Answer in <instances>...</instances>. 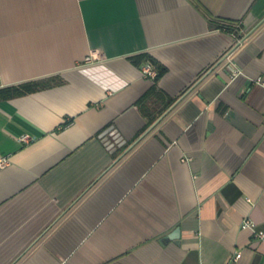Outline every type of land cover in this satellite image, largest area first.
Instances as JSON below:
<instances>
[{
	"label": "crops",
	"instance_id": "0c3cea01",
	"mask_svg": "<svg viewBox=\"0 0 264 264\" xmlns=\"http://www.w3.org/2000/svg\"><path fill=\"white\" fill-rule=\"evenodd\" d=\"M259 77L264 0H0V264H264Z\"/></svg>",
	"mask_w": 264,
	"mask_h": 264
},
{
	"label": "trees",
	"instance_id": "16d2710c",
	"mask_svg": "<svg viewBox=\"0 0 264 264\" xmlns=\"http://www.w3.org/2000/svg\"><path fill=\"white\" fill-rule=\"evenodd\" d=\"M219 26L225 27V25H222V24H219ZM227 29L231 32H234L236 28L231 25H227ZM147 59H150L153 62L158 64L156 59L147 53H143V54L133 57V61L139 65L144 63ZM158 68H159V72L156 77V80L159 79L161 75L166 71V67L161 64L158 65ZM45 86H47V84L43 80L30 81V82L22 83V84L15 85V86H9V87H6L0 90V97L10 98L16 95H21L27 92H32V91L41 89Z\"/></svg>",
	"mask_w": 264,
	"mask_h": 264
},
{
	"label": "built area",
	"instance_id": "2783aa9c",
	"mask_svg": "<svg viewBox=\"0 0 264 264\" xmlns=\"http://www.w3.org/2000/svg\"><path fill=\"white\" fill-rule=\"evenodd\" d=\"M94 58H99V56H97V55H89L86 58V61H92V59H94ZM143 71H144V74L146 76H148V77L156 78L157 75H158L157 69L155 68V66L151 62H147V63L144 64ZM255 82L257 84L261 85L262 87H264V78L263 77L257 78L255 80ZM31 139H32V137L29 134H25V135H23L21 137V140L24 141V142H29ZM7 163H8V159L7 158L0 157V165L1 166H5ZM244 227L245 228H251L258 237L264 239V231L258 230L257 227H256V223L252 222L251 220H247L244 223ZM239 257H241V253L240 252L237 254V258H239Z\"/></svg>",
	"mask_w": 264,
	"mask_h": 264
}]
</instances>
